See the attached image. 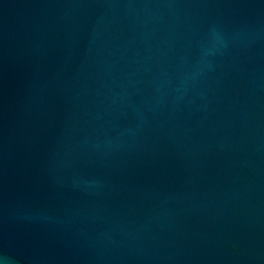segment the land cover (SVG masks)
I'll list each match as a JSON object with an SVG mask.
<instances>
[{
    "label": "water",
    "instance_id": "obj_1",
    "mask_svg": "<svg viewBox=\"0 0 264 264\" xmlns=\"http://www.w3.org/2000/svg\"><path fill=\"white\" fill-rule=\"evenodd\" d=\"M0 264H264V0H0Z\"/></svg>",
    "mask_w": 264,
    "mask_h": 264
}]
</instances>
